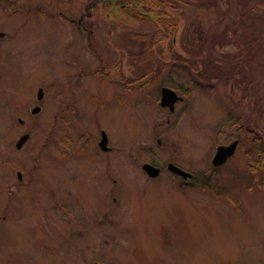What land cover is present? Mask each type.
I'll use <instances>...</instances> for the list:
<instances>
[{"label":"rangeland","instance_id":"obj_1","mask_svg":"<svg viewBox=\"0 0 264 264\" xmlns=\"http://www.w3.org/2000/svg\"><path fill=\"white\" fill-rule=\"evenodd\" d=\"M96 2L0 0V264H264V184L247 157L253 134L264 140L259 0H144L143 20ZM79 20L95 49L73 31ZM139 35L156 43L152 60ZM121 62L130 76L162 68L127 90L112 69ZM162 85L186 92L175 113L149 97ZM38 87L44 109L16 113L33 129L18 127L12 94L34 107ZM102 129L111 152L75 158L76 144L95 154ZM236 139L214 167L217 146ZM152 161L196 179L181 187L167 169L150 179L141 165Z\"/></svg>","mask_w":264,"mask_h":264},{"label":"flooded vegetation","instance_id":"obj_2","mask_svg":"<svg viewBox=\"0 0 264 264\" xmlns=\"http://www.w3.org/2000/svg\"><path fill=\"white\" fill-rule=\"evenodd\" d=\"M37 16H42V15H37ZM80 24H81V20H79L78 21V23H74V32H76V30H78L79 32H80V35L82 34V31H85L86 32V38H87V40H88V42H89V47H90V49H95V47H94V44H92L93 43V30L91 29V28H87L86 26L85 27H80ZM1 32V31H0ZM2 37H4V35L2 36ZM2 37H0V38H2ZM119 66V68H120V73H116L115 72V70H114V68L112 67V69H113V71H114V74H115V76H116V80L118 81V82H120L122 85H124L123 87H125L127 90H128V86H129V81L130 80H132V79H134L135 77H131L130 76V71L129 70H127V73L125 72V70H124V66H123V62H121L120 63V65H118ZM97 69V68H96ZM96 72H97V70H96ZM75 84H77V86H78V89H80V88H83V90H84V93H89V94H92L93 92L91 91V88L89 87V86H85L84 87V85H83V83L82 82H80V81H75ZM128 87V88H127ZM39 88H41L42 90H41V96H40V94H39ZM13 90H18L17 88H13ZM160 90H161V87H160ZM44 94H45V91L43 90V88L42 87H38V89H37V93H36V97H37V105H35L34 107H36V112H33V109H34V107H31V105H29V104H27V102H28V98L27 99H25V100H23V98L21 97V100H22V102L21 103H19L21 100L19 99V97H18V95H16V91H15V93L14 94H12V96H14L13 97V100H12V105H14V107H13V111H14V114H16V113H18V112H22L23 114H30V115H32V116H36L37 114H39L43 109H44ZM124 95H126V94H124ZM61 97H63V99H64V94H62V96ZM153 104L155 105V106H158V104H159V100H157V97L156 98H153ZM183 102H185V97H183V100H178V101H176L175 103H174V105H168V107H165L164 109H166L167 111H168V113H175V111L177 110V105L179 104V103H183ZM24 103V104H23ZM22 104H23V106H22ZM62 104H63V108H61L62 110H65L66 109V103L65 102H62ZM16 120H17V122L19 123V125H18V127L19 126H21V127H25L26 129H29V128H31V129H33V127H32V125L31 124H27V122L23 119V116H21V115H17L16 114ZM26 122V123H25ZM17 126V125H16ZM44 130H45V126H44ZM103 130V129H102ZM102 130L100 131V137H101V132H102ZM25 132H28V131H25ZM24 133V132H23ZM30 135H31V138H32V136H33V134H32V132L30 131V133H29ZM44 137V136H43ZM78 139V138H77ZM108 139H109V137H108ZM78 141H80L81 142V138H79L78 139ZM77 141V142H78ZM99 152V153H96L97 151ZM111 150H112V147L110 146V139H109V141H108V148L105 150V149H102L101 147H99V141H98V147H97V145H96V147H95V150H94V155H92L91 154V152L87 149V148H85V146L83 145V146H79V145H75V150H74V152H75V158H77V159H79V160H88L89 162H92L93 163V160L94 159H98V158H100V156H102L103 154L104 155H107L108 153H110L111 152ZM62 154L61 155H59V158H64V155H65V153H64V151H62L61 152ZM169 161H167L166 163H165V165H159V167H160V169H161V171H160V173H159V175L157 176V177H155V178H150V179H157L159 176H160V174L161 173H163V170L166 168V165H167V163H168ZM156 165V164H155ZM158 166V165H157ZM180 167H182V166H180ZM183 168V167H182ZM171 173V172H170ZM109 173H106V175H105V178H106V180L108 181L110 178H111V175H110V177H109V175H108ZM145 174V173H144ZM174 177H176L178 180H179V185L181 186V187H183V186H186V185H188V180L189 179H183L179 174H175V173H171ZM146 175V174H145ZM147 176V175H146ZM97 178V177H96ZM149 178V177H148ZM22 179V177L21 178H19V180H21ZM95 181H97L96 179H95ZM101 182H102V180H101ZM14 184H12V186H13Z\"/></svg>","mask_w":264,"mask_h":264},{"label":"trees","instance_id":"obj_3","mask_svg":"<svg viewBox=\"0 0 264 264\" xmlns=\"http://www.w3.org/2000/svg\"><path fill=\"white\" fill-rule=\"evenodd\" d=\"M103 2L104 5H119L121 8H123L125 14H127L130 17L133 18H138L140 20H143L144 18H149L147 14L142 13L140 11V9L138 8V6H140L142 8L143 5V1L144 0H95V2ZM96 2V3H97ZM157 4H160L159 1H157ZM264 9V0H259L258 4H257V8H262ZM260 13H264L263 11H259ZM158 21H164L165 20L163 18L158 17ZM175 20V18H174ZM140 38H143L144 40H146L147 42H149L146 38L148 37V35H139ZM138 36V37H139ZM151 45H156V43L153 41L152 43L149 42V44L146 46V48L144 49V58L146 60H152L150 59V55L152 54V49H151ZM150 47V49H149ZM136 61H141V60H136ZM142 69L146 71L143 73H139L136 74L139 78L145 76L146 74H148L147 70H154L155 68H153L152 66L150 67H145L142 66ZM150 73V72H149ZM233 119V117H231ZM254 133V132H253ZM250 146L247 152V157H248V171L251 175V177L253 178V183L256 185H262L264 184L262 182L260 178V173L261 171L264 172V140L261 136L257 135V134H253V137L250 140Z\"/></svg>","mask_w":264,"mask_h":264},{"label":"water","instance_id":"obj_4","mask_svg":"<svg viewBox=\"0 0 264 264\" xmlns=\"http://www.w3.org/2000/svg\"><path fill=\"white\" fill-rule=\"evenodd\" d=\"M2 35H3V33H0V36H2ZM39 94L41 96V91ZM177 98L178 97H177V94L175 93V91H173L172 89L167 88V87L162 88L161 105H168V104L171 105L176 101ZM27 138H28V135H23L19 139V141L17 142V147L20 148ZM107 143H108L107 135L105 132H102V139L100 142V146L106 150L108 148ZM237 143H238L237 141H234L228 146H219L217 148L216 154L212 160V164L214 166H218V165L224 163L227 160V158L234 153L235 148L237 146ZM168 168L171 171L178 172L179 174H181L184 177H190L191 176L190 173H187V172L181 170L180 168L176 167L172 163L168 164ZM143 169L145 171H147L150 176H153V177L159 173V168H156L150 164H144Z\"/></svg>","mask_w":264,"mask_h":264}]
</instances>
